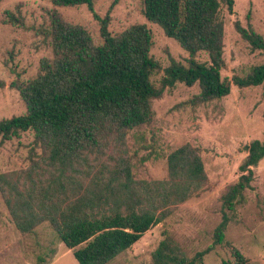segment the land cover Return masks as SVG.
<instances>
[{"label":"trees","instance_id":"16d2710c","mask_svg":"<svg viewBox=\"0 0 264 264\" xmlns=\"http://www.w3.org/2000/svg\"><path fill=\"white\" fill-rule=\"evenodd\" d=\"M51 1L60 7L87 5L100 21L102 41L97 44L85 26L51 11V26L45 34L52 57L42 59L37 76L15 84L26 112L1 119L0 137L9 140L33 131L34 144L63 176L68 169L89 176L85 168L91 167V161L100 160L113 142L124 144L130 132L151 124L153 100L179 82L199 84L197 103L227 96L232 83L239 87L264 84V63L252 66L245 76L222 75L227 64L221 9L226 6L233 12L235 0H143L146 19L190 55L187 65L172 58L159 85L152 78L161 64L151 53L154 40L147 24L135 23L113 34L111 16L100 17L94 10L96 0ZM8 15L12 22L24 24L20 16ZM235 27L254 49L264 52V37L251 22L244 27L236 21ZM199 52H206L208 61L198 60ZM245 150L241 175L221 197L222 220L215 228L214 243L189 256L166 235L153 252V264H202L205 255L224 243L236 206L252 187L253 167L264 158V139L251 141ZM167 164L168 177L153 181L136 180L131 158L124 156L115 167L103 163L88 183L66 176V181L45 184L37 182L31 171L27 180L0 174V190L22 233L49 222L80 264H108L169 217L173 206L199 195L207 184L199 148L184 144L168 155ZM233 255L234 264H248L237 248ZM222 264L232 263L224 260Z\"/></svg>","mask_w":264,"mask_h":264},{"label":"rangeland","instance_id":"374dc122","mask_svg":"<svg viewBox=\"0 0 264 264\" xmlns=\"http://www.w3.org/2000/svg\"><path fill=\"white\" fill-rule=\"evenodd\" d=\"M96 0L94 10L111 16L109 29L118 34L135 23L151 29L154 45L151 53L161 64L152 80L157 85L171 59L188 64L189 53L156 23L143 14V0ZM64 20L85 26L97 44L101 43L100 21L87 5L60 7L51 0H2L0 2V120L26 112V104L15 84L38 75L43 58L52 57L45 30L51 26V11ZM8 12L20 16L24 24L10 20ZM224 21V57L222 75L233 79L245 76L254 65L264 63V52L254 49L236 30L251 22L264 37V0H235L233 12L222 6ZM197 59L208 61L206 52ZM199 84L177 83L153 100L151 124L130 132L124 144L113 142L100 160H92L89 176L71 171L66 176L88 183L107 163L109 168L121 157L131 158L136 180H163L168 177V155L176 148L191 144L200 149L207 184L199 195L172 207V213L155 224L130 249L108 264H153L152 255L160 241L170 235L193 256L214 243V231L222 220L221 197L241 175L240 164L247 155L245 145L264 139V84L239 87L232 83L230 94L221 99L197 103ZM84 168V167H82ZM252 187L226 230L224 243L204 256L202 264L235 262L233 249L247 258L248 264H264V158L253 167ZM32 172L37 182L64 180L60 169L50 163L48 154L34 144L33 131L9 140L0 137V174L27 180ZM0 264H80L49 222L24 234L16 226L0 190Z\"/></svg>","mask_w":264,"mask_h":264}]
</instances>
